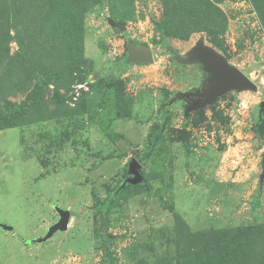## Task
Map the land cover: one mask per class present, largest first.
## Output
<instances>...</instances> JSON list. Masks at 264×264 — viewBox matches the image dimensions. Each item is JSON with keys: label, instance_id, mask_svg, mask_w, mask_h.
<instances>
[{"label": "rangeland", "instance_id": "374dc122", "mask_svg": "<svg viewBox=\"0 0 264 264\" xmlns=\"http://www.w3.org/2000/svg\"><path fill=\"white\" fill-rule=\"evenodd\" d=\"M211 1L226 16L223 33L167 38L163 0H132L125 20L104 0L84 16L83 58L68 81L0 86L2 111L39 86L43 97L24 124L0 130V224L14 228H0V264H191L222 230L264 232V25L250 0ZM12 34L1 47L15 57ZM201 39L257 90L227 92L186 117L173 97L207 75L173 52L186 56ZM128 40L150 47L153 62L124 65ZM48 51L55 69L68 62ZM133 159L143 183L119 192ZM57 208L70 212L67 230L36 242L59 221Z\"/></svg>", "mask_w": 264, "mask_h": 264}, {"label": "trees", "instance_id": "16d2710c", "mask_svg": "<svg viewBox=\"0 0 264 264\" xmlns=\"http://www.w3.org/2000/svg\"><path fill=\"white\" fill-rule=\"evenodd\" d=\"M103 1L0 0V38L3 40L0 44V72L5 71V75L0 76L1 88L7 89L12 80L17 85L22 82L31 85V79L37 77H40L41 84L56 88L59 81H68L72 73L79 68L83 58L84 16ZM107 1L111 11L121 19L125 20L130 16L129 12L123 10L132 6V0ZM250 2L264 25V0ZM217 3L211 0H163L164 20L161 30L167 38L186 37L195 32L221 34L226 28L227 19ZM12 33L17 37L19 45V52L15 57L10 56L9 49L6 48L14 38ZM211 43L221 47L214 40H211ZM2 45L6 46L5 49H2ZM55 48L59 49L61 59L68 61L60 69H55L52 62V58L57 55L53 54L51 57V52L48 51L54 53ZM31 61L34 66L29 67ZM41 92L42 87L39 86L31 91L23 105L17 108L14 105L8 106L4 111L0 109V130L24 124L28 110L41 106ZM63 97L56 92L53 96L54 103L61 104ZM39 116H42V113ZM160 117H163V114ZM158 136V132L153 134L150 147L155 144ZM114 195L115 193L111 199ZM109 205L110 201L105 208L107 211ZM258 237L264 240V232L255 226L222 230L213 239L210 237L204 248L191 253V264H264V243L259 244ZM108 246L109 237L105 234V257L110 255Z\"/></svg>", "mask_w": 264, "mask_h": 264}, {"label": "water", "instance_id": "95a60500", "mask_svg": "<svg viewBox=\"0 0 264 264\" xmlns=\"http://www.w3.org/2000/svg\"><path fill=\"white\" fill-rule=\"evenodd\" d=\"M123 30L124 27L119 25ZM175 60L184 65H198L207 75L202 82V86L194 92L177 93L172 101L182 100L185 103V116L190 112L202 110L212 105L217 98L227 92H241L247 90H257L256 84L251 81L238 68L231 65L229 61L216 49L207 45L205 40L201 39L197 46L193 48L186 56H176ZM153 53L150 47L139 46L128 40V56L124 65L133 63H152ZM141 166L137 160L133 159L129 164L130 177L125 180L121 188L127 184L137 185L143 183V176L140 172ZM60 219L48 229L44 238H39L36 242L43 243L50 239L56 232L65 231L70 221V212L57 208ZM0 228L5 231H13V227L0 224Z\"/></svg>", "mask_w": 264, "mask_h": 264}, {"label": "built area", "instance_id": "2783aa9c", "mask_svg": "<svg viewBox=\"0 0 264 264\" xmlns=\"http://www.w3.org/2000/svg\"><path fill=\"white\" fill-rule=\"evenodd\" d=\"M80 87V86H79ZM85 87H87V84H82V86L80 87V89L81 88H85ZM76 95H77V93H76ZM78 95H80L79 93H78ZM78 95H77V97H78ZM76 98V97H75ZM75 98H74V100H75Z\"/></svg>", "mask_w": 264, "mask_h": 264}, {"label": "flooded vegetation", "instance_id": "af4514ba", "mask_svg": "<svg viewBox=\"0 0 264 264\" xmlns=\"http://www.w3.org/2000/svg\"><path fill=\"white\" fill-rule=\"evenodd\" d=\"M174 55H176V52H173ZM177 56V55H176Z\"/></svg>", "mask_w": 264, "mask_h": 264}]
</instances>
